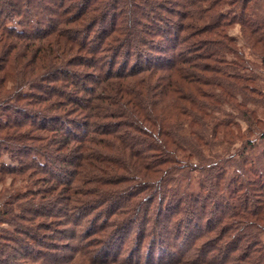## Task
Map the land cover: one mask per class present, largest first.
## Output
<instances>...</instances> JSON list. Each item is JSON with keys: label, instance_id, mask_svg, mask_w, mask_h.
<instances>
[{"label": "trees", "instance_id": "16d2710c", "mask_svg": "<svg viewBox=\"0 0 264 264\" xmlns=\"http://www.w3.org/2000/svg\"><path fill=\"white\" fill-rule=\"evenodd\" d=\"M247 2L0 0V264H264Z\"/></svg>", "mask_w": 264, "mask_h": 264}, {"label": "rangeland", "instance_id": "374dc122", "mask_svg": "<svg viewBox=\"0 0 264 264\" xmlns=\"http://www.w3.org/2000/svg\"><path fill=\"white\" fill-rule=\"evenodd\" d=\"M247 6L250 10L246 12L248 17L256 21V24L252 27V29L255 30L259 26L262 27L264 24V0H248ZM236 8H233L234 11L229 15V18L234 23L228 27L227 34L236 40L232 46L233 51L237 56V60L236 56L231 55L227 58V61L231 64L233 63L231 73L235 76L234 82L240 85L248 86L254 92L252 96L255 102L251 105V109L254 108L253 110H255L256 114L255 118L252 119L251 126L246 122H240L243 133L246 132L251 134V137L248 138L250 139V143H247L246 139L244 141H237L234 144L231 153H236L234 156L236 160L229 161L225 165L228 173L226 175L227 177H234L235 175L238 176V174L235 173V168L240 165L241 161L239 159L240 154L237 155L238 151L241 149L243 150L246 147V153H252L249 154L250 159H252L253 154L258 155L264 150V140H261L258 137V131H260V128L264 127V63L261 56L262 53H264V40L260 44L255 43L254 46L252 42H248L250 41L248 37L249 32L244 31L242 26L239 24V19L241 18V13L239 11L242 8L241 4L237 5ZM162 16L171 19V15H168L167 13H163ZM16 21L17 20H14L13 24L16 23ZM257 35L262 36V32L259 31ZM239 77H243L245 79L250 77L252 80L241 81L238 80ZM242 113H245V110ZM255 130H257V133ZM217 149L219 152L223 151L222 147H218ZM188 179L189 180H186V182L191 183L194 187H198V181L201 179V174L193 171L188 176ZM10 182L11 181L8 180L7 187L10 185ZM1 188L2 186L0 185V189Z\"/></svg>", "mask_w": 264, "mask_h": 264}]
</instances>
